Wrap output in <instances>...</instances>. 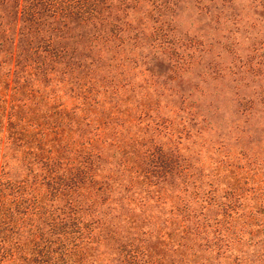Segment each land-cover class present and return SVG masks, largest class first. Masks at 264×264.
Returning a JSON list of instances; mask_svg holds the SVG:
<instances>
[{
    "label": "trees",
    "instance_id": "obj_1",
    "mask_svg": "<svg viewBox=\"0 0 264 264\" xmlns=\"http://www.w3.org/2000/svg\"><path fill=\"white\" fill-rule=\"evenodd\" d=\"M167 4L0 0V264H163L164 249L180 251L179 227L203 242L210 233L215 250L234 236L220 234L243 212L233 185L208 182L198 195L199 177L160 143L180 124L158 115V97L177 92L151 63L176 55ZM182 103L169 106L184 112ZM174 179L200 207L164 196ZM149 201H169L179 218L167 243L142 217Z\"/></svg>",
    "mask_w": 264,
    "mask_h": 264
},
{
    "label": "rangeland",
    "instance_id": "obj_2",
    "mask_svg": "<svg viewBox=\"0 0 264 264\" xmlns=\"http://www.w3.org/2000/svg\"><path fill=\"white\" fill-rule=\"evenodd\" d=\"M167 1L166 23L176 55L172 61L160 56L151 63L165 76L161 78L165 85L177 92L174 97L167 92L158 97V115L180 124L171 137H161L160 132V143L164 151L169 148L184 159L191 177H199L198 195L208 182L217 184L219 192L232 184L235 196L230 200L244 208L222 222L221 235L226 227L235 234L228 243L218 242V250L214 245L207 248L215 242L210 233L203 242L199 240L203 235L193 239L179 227L180 251L175 252V243L170 245L163 250L167 255L162 263L264 264V212L251 213L253 205L264 209V0ZM169 66L172 72L166 70ZM134 79L138 82L137 75ZM181 98L185 109L177 112L169 105H177ZM180 187L174 179L165 185L164 196L200 207L193 194L180 192ZM168 206L169 201L164 205L149 201L143 207L142 217L145 214L149 232L159 236L160 244L167 243L166 233L173 226L169 223L179 219L169 218ZM207 209L209 216L220 217L216 207ZM145 236V242L158 250L153 236Z\"/></svg>",
    "mask_w": 264,
    "mask_h": 264
}]
</instances>
